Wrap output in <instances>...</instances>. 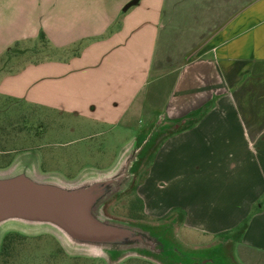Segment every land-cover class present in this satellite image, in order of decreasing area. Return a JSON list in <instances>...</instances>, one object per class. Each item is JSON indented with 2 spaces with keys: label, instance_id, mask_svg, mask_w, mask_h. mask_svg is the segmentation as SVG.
Wrapping results in <instances>:
<instances>
[{
  "label": "crops",
  "instance_id": "obj_1",
  "mask_svg": "<svg viewBox=\"0 0 264 264\" xmlns=\"http://www.w3.org/2000/svg\"><path fill=\"white\" fill-rule=\"evenodd\" d=\"M0 2L10 43L82 44L69 61L32 62L31 100L42 106L122 123L176 71L160 112L167 124L189 123L134 172L143 212L181 214L210 235L242 229L243 263L264 264V0Z\"/></svg>",
  "mask_w": 264,
  "mask_h": 264
},
{
  "label": "rangeland",
  "instance_id": "obj_2",
  "mask_svg": "<svg viewBox=\"0 0 264 264\" xmlns=\"http://www.w3.org/2000/svg\"><path fill=\"white\" fill-rule=\"evenodd\" d=\"M3 5L0 2V14ZM3 18L0 15V173L29 162L41 177L76 182L87 174L112 170L133 144L140 146L138 163H146L164 134L189 123L167 124L161 116L160 107L176 71L154 86L147 98L146 93L144 100L141 95L140 108L136 107L137 100L125 120L118 124L90 119L89 111L84 115L72 109L35 103L31 100L35 92L31 84L36 78L32 62L53 57L69 61L81 51L82 44L53 50L44 37V40L37 38L27 42L22 48L23 45L16 46V42L10 43L13 33ZM27 67L32 69L27 71V76H22ZM12 92L24 97H13ZM102 210L111 219L168 229L176 244L196 257L193 261L189 254L191 264H244L240 256L242 229L234 234L210 235L183 226L181 214L159 219L149 217L143 212L133 182L128 189L106 201ZM6 234L14 235V243L8 256L3 257L1 244ZM168 262L140 245L119 246L112 251L74 247L49 228L33 229L11 223L0 233V264H182Z\"/></svg>",
  "mask_w": 264,
  "mask_h": 264
},
{
  "label": "water",
  "instance_id": "obj_3",
  "mask_svg": "<svg viewBox=\"0 0 264 264\" xmlns=\"http://www.w3.org/2000/svg\"><path fill=\"white\" fill-rule=\"evenodd\" d=\"M139 149L133 144L106 173H90L76 182L41 177L29 162L0 173V233L11 223L59 233L70 245L103 250L110 245L153 249L155 239L139 226L103 213L106 201L128 189L137 169ZM135 168V171L137 170Z\"/></svg>",
  "mask_w": 264,
  "mask_h": 264
},
{
  "label": "flooded vegetation",
  "instance_id": "obj_4",
  "mask_svg": "<svg viewBox=\"0 0 264 264\" xmlns=\"http://www.w3.org/2000/svg\"><path fill=\"white\" fill-rule=\"evenodd\" d=\"M136 148L139 149L140 146L136 145ZM136 163L137 162L134 163L135 168H136ZM152 228H153L152 230L153 232L151 231L149 235L151 239L156 240V244L154 245L153 249L148 248L149 253L156 255L167 262L172 261L174 263L191 264V262L188 261L189 254H191L190 255L191 258L189 259L193 261L194 259H196V257L193 256V253L191 251L184 250L176 244L173 235L171 234L170 231H168V229L164 227H156V226H153ZM114 248L119 249V245H115V244L110 245L109 250L112 251ZM200 262L202 263L203 259H201Z\"/></svg>",
  "mask_w": 264,
  "mask_h": 264
},
{
  "label": "trees",
  "instance_id": "obj_5",
  "mask_svg": "<svg viewBox=\"0 0 264 264\" xmlns=\"http://www.w3.org/2000/svg\"><path fill=\"white\" fill-rule=\"evenodd\" d=\"M176 76V75H175ZM174 76V78H175ZM169 78V77H167ZM174 80V79H173ZM181 122V121H180ZM179 130V129H178ZM177 130V131H178ZM135 171V166L133 168V172ZM142 209H143V206H142ZM140 230L143 232V233H146L149 237V233L153 230V228L151 226H139ZM153 232V231H152ZM14 239V235H11V234H6L3 238V241H2V244H1V255L3 257H6L8 256L9 252H10V249L12 248V245L14 243L13 241Z\"/></svg>",
  "mask_w": 264,
  "mask_h": 264
}]
</instances>
